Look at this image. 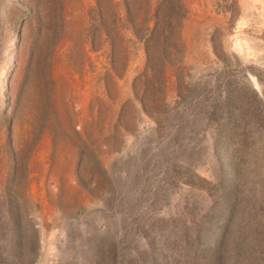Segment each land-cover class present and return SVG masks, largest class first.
Instances as JSON below:
<instances>
[{"label": "rangeland", "instance_id": "obj_1", "mask_svg": "<svg viewBox=\"0 0 264 264\" xmlns=\"http://www.w3.org/2000/svg\"><path fill=\"white\" fill-rule=\"evenodd\" d=\"M0 264H264V0H0Z\"/></svg>", "mask_w": 264, "mask_h": 264}]
</instances>
